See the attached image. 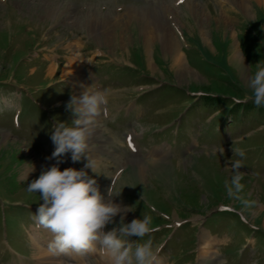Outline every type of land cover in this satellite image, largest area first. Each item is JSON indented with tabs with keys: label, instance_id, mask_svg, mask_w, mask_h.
I'll return each mask as SVG.
<instances>
[{
	"label": "rangeland",
	"instance_id": "374dc122",
	"mask_svg": "<svg viewBox=\"0 0 264 264\" xmlns=\"http://www.w3.org/2000/svg\"><path fill=\"white\" fill-rule=\"evenodd\" d=\"M233 45L244 73L230 60ZM259 62L260 0H0V264H41L32 237L42 232L45 248L47 229L33 219L43 201L27 186L57 163L53 125L76 119L66 105L77 73L107 90L108 110L94 124L102 137L77 162L59 157L60 170L86 171L105 196L114 181L113 202L133 210L125 223L151 215L156 231L140 242L162 245L160 264H264V106L245 87ZM231 160L244 165L237 198L225 187ZM114 221L105 231L120 215ZM94 249L64 259L96 264L103 252Z\"/></svg>",
	"mask_w": 264,
	"mask_h": 264
},
{
	"label": "clouds",
	"instance_id": "9594fccd",
	"mask_svg": "<svg viewBox=\"0 0 264 264\" xmlns=\"http://www.w3.org/2000/svg\"><path fill=\"white\" fill-rule=\"evenodd\" d=\"M248 68L251 73L245 85L250 90L248 99L257 107L264 106V64L256 63L254 71H251V65ZM108 104L106 89L88 87L80 96L70 98L66 107L73 110L76 119L71 125H53L51 140L56 147L49 159L57 158V163L43 170L27 186L30 193L39 192L43 201L33 219L38 227L52 234L48 249L55 256L85 252L99 246L108 255L110 264H156L162 245L154 244L152 238L140 242L156 231L151 215L142 213V218L125 223L127 213L133 210L113 202V197L120 193L114 194V181L105 196L101 194L97 181L86 171L74 168L61 171L59 168L61 161L58 158L62 155L70 152L72 161L77 162L87 154L89 142L95 134V120L107 112ZM234 155L243 158L245 153L234 150ZM229 163L232 175L225 181V187L229 197L237 198L244 189L245 174L240 171L244 165L241 160ZM85 168L96 173L90 159ZM117 215H120L119 224L105 231L107 225L115 222ZM132 236L140 240L130 242L128 238Z\"/></svg>",
	"mask_w": 264,
	"mask_h": 264
},
{
	"label": "bare ground",
	"instance_id": "6f19581e",
	"mask_svg": "<svg viewBox=\"0 0 264 264\" xmlns=\"http://www.w3.org/2000/svg\"><path fill=\"white\" fill-rule=\"evenodd\" d=\"M260 3L262 5H264V0H260ZM151 19L152 18H150V20ZM151 22L154 23L152 20H151ZM161 26L162 25H159V24L155 23V28L156 29H158ZM166 29H167V36L166 37L168 38L167 42L170 44L169 45L170 48H168V47L167 48L170 49V52H171L172 56L174 57L172 63L177 68V70L179 71L180 76L182 77L183 73L186 72V64L184 62L183 55L179 52V48L177 47L178 43H177V40H176L175 36L172 33H169L168 28H166ZM230 60H232L233 64L236 65L240 69V71H242V73H244L245 62L243 61L242 56L240 55L239 51L236 49V46H234V45L231 47ZM63 71H64L63 75L72 74L73 77H74V75L76 73V71H73L70 66H66ZM73 77H72V79H73ZM73 81L75 83L76 88L78 89V92H77L78 95L77 96H80L87 88V86L85 85L87 83L85 81L84 74L77 73L76 77H74ZM95 134H98L99 137H102L103 132H101L100 130H97V132H96V130H95ZM130 140L132 142L133 139L130 138ZM101 152L102 151L98 147L97 154L99 155ZM31 169L32 168L28 169L27 174L28 173L30 174V173L33 172V171H31ZM41 228L42 227H38L37 226V229H39V231L41 230ZM35 229H36V227H35ZM45 233H47V235H48V239H46V243H45L47 245V247H48V244L52 240L53 237H52V234L50 233V231L47 230V232H45ZM41 234H42V232H40V233H38V232L36 233L35 232V234H34L35 237L34 236L32 237L33 240H34V242H33L34 244L33 245H34V250H35V254H36L34 256L39 258L38 263H41V264H68V263H66V261H67L68 258H70V256H71V258H74V257L76 258L77 256L87 257L90 254V252H91V251H85V252H80V253L72 252L70 254L60 255L59 258L58 257H52V255L49 254V250L46 249V245H44L45 248L42 246L44 243L41 245V242H43V238H42ZM203 238L204 237L202 235L201 240H203ZM94 248H95V246L93 247V251L95 250ZM100 251L103 252L101 249H100ZM98 257L99 258L97 259L96 264H110V259H109L108 255L105 252L100 253ZM64 258L66 259V261H65ZM156 263L160 264V259Z\"/></svg>",
	"mask_w": 264,
	"mask_h": 264
},
{
	"label": "snow or ice",
	"instance_id": "6c2138e0",
	"mask_svg": "<svg viewBox=\"0 0 264 264\" xmlns=\"http://www.w3.org/2000/svg\"><path fill=\"white\" fill-rule=\"evenodd\" d=\"M181 2H182V0H181Z\"/></svg>",
	"mask_w": 264,
	"mask_h": 264
}]
</instances>
